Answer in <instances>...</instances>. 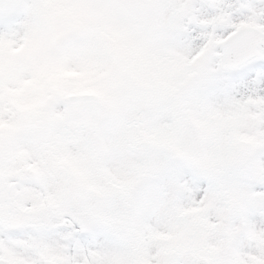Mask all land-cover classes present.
Returning a JSON list of instances; mask_svg holds the SVG:
<instances>
[{"label": "snow or ice", "instance_id": "1", "mask_svg": "<svg viewBox=\"0 0 264 264\" xmlns=\"http://www.w3.org/2000/svg\"><path fill=\"white\" fill-rule=\"evenodd\" d=\"M0 264H264V0H0Z\"/></svg>", "mask_w": 264, "mask_h": 264}]
</instances>
